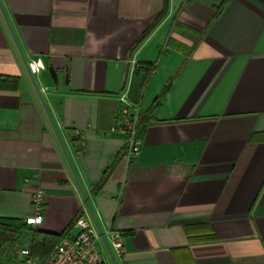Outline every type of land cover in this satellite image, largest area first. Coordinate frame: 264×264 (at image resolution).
<instances>
[{
  "label": "crops",
  "instance_id": "obj_1",
  "mask_svg": "<svg viewBox=\"0 0 264 264\" xmlns=\"http://www.w3.org/2000/svg\"><path fill=\"white\" fill-rule=\"evenodd\" d=\"M0 2L44 65L33 77L80 186L0 10V220L24 226L0 230L11 247L31 242L40 187L38 232L76 235L81 190L103 235L122 234L117 264H264V0ZM123 92L144 118L131 159Z\"/></svg>",
  "mask_w": 264,
  "mask_h": 264
},
{
  "label": "built area",
  "instance_id": "obj_2",
  "mask_svg": "<svg viewBox=\"0 0 264 264\" xmlns=\"http://www.w3.org/2000/svg\"><path fill=\"white\" fill-rule=\"evenodd\" d=\"M28 68L34 76L44 69V65L40 59H34L28 62ZM118 101L121 104V110L117 129L126 135L125 154L128 159H131L140 149L137 132L141 115L136 105L134 106L128 100L125 92L120 94ZM115 130L112 129V131ZM44 195V190L40 187L34 189L31 194L33 214L25 218L23 222L32 232H37L42 223ZM75 226L78 229L77 234L65 236L44 259L32 255L27 238L23 239L21 245L11 247L9 240L0 235V247L4 250V253L0 254V264H103V258L99 252L101 241L90 217L79 216ZM105 238L113 257L121 258L123 255L122 234L109 228Z\"/></svg>",
  "mask_w": 264,
  "mask_h": 264
},
{
  "label": "water",
  "instance_id": "obj_3",
  "mask_svg": "<svg viewBox=\"0 0 264 264\" xmlns=\"http://www.w3.org/2000/svg\"><path fill=\"white\" fill-rule=\"evenodd\" d=\"M0 10H1L2 14H3V18H4V20H5L6 25H7L8 29H9L10 32H11V35H12L13 40H14V42H15V45H16V47H17L19 53H20V56H21V59H22V62H23V66H24L25 73H26V75H27V77H28L30 83L32 84V86H33V88H34V90H35V92H36V94H37V96H38V98H39V100H40V102H41V105H42V107H43V109H44V111H45V114H46V116H47V118H48V121H49V123H50V125H51V127H52V129H53V131H54V134L56 135V138H57V140H58V142H59V144H60V146H61V149H62V151H63V154H64V156H65V159H66V161H67V163H68V165H69V169H70V171H71V174H72V176H73V178H74V180H75V182H76L78 188L80 189V186H79V183H78V180H77L76 174H75V172H74V170H73V167H72L71 162H70V160H69V158H68V156H67V153H66V151H65V149H64V147H63V144L61 143V140H60V138H59V135H58V132H57V130H56V127H55V125H54V123H53V121H52V119H51V116H50V114H49V112H48V109H47V107H46V105H45V101H44V99H43V97H42V95H41V91H40V89H39L37 83L35 82V79H34L33 75L30 73L29 68H28V63H27V61L24 59V57L22 56L21 51H20V49H19V47H18V44H17V42H16V40H15L13 34H12V31H11L10 27H9V23H8V21H7V18H6V15H5V13H4L3 7H2V5H1V2H0ZM48 71H49V74H50L52 80H53L54 83H55V82H56L55 72L53 71V69H52L51 67L48 68ZM80 192H81V195H82L83 200H84V202H85V205H86L87 211H88V213H89V216H90V218H91V220H92V222H93V224H94V226H95L96 232H97V234H98V236H99V238H100L101 244H102V246H103V249H104V251H105V253H106V255H107V257H108L110 263H111V264H117L116 261H115V259H114V257H113V255H112V252H111V250H110V248H109V246H108V243H107V241H106V238H105V236L103 235V233L101 232V230H100V228H99V225L97 224V221H96V219H95V217H94L93 211H92V209H91V206H90V204H89L87 198L83 195V192H82L81 190H80Z\"/></svg>",
  "mask_w": 264,
  "mask_h": 264
},
{
  "label": "trees",
  "instance_id": "obj_4",
  "mask_svg": "<svg viewBox=\"0 0 264 264\" xmlns=\"http://www.w3.org/2000/svg\"><path fill=\"white\" fill-rule=\"evenodd\" d=\"M227 2V0H223L221 7ZM129 101L133 103L132 99H130L129 96ZM144 118H142L140 127L137 132V138L140 139V136L142 134L143 128H144ZM101 184H99V188L101 187ZM24 228L23 225H16L13 224L11 221L7 220H0V230H3L9 234H17L20 229ZM67 232L61 233L60 235H47L43 233H39L38 231L33 233L32 239L30 242V248L32 255L39 258V259H44L49 252L57 245L59 244L63 238L66 236Z\"/></svg>",
  "mask_w": 264,
  "mask_h": 264
}]
</instances>
